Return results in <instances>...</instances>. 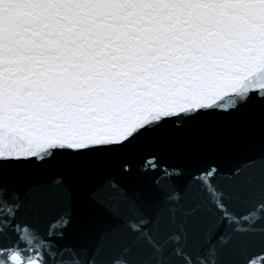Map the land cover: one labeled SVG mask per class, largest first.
I'll use <instances>...</instances> for the list:
<instances>
[{
    "label": "snow or ice",
    "instance_id": "snow-or-ice-1",
    "mask_svg": "<svg viewBox=\"0 0 264 264\" xmlns=\"http://www.w3.org/2000/svg\"><path fill=\"white\" fill-rule=\"evenodd\" d=\"M248 111L264 143V0H0V264H264V151L229 176L157 171L163 212L111 180L85 202L109 217L90 248L49 251L82 185L167 125ZM63 158L41 186L20 172ZM130 174L133 162L121 159Z\"/></svg>",
    "mask_w": 264,
    "mask_h": 264
},
{
    "label": "water",
    "instance_id": "water-1",
    "mask_svg": "<svg viewBox=\"0 0 264 264\" xmlns=\"http://www.w3.org/2000/svg\"><path fill=\"white\" fill-rule=\"evenodd\" d=\"M264 151L259 129L251 124L249 113L228 116L213 114L194 122L169 124L160 132L138 140L124 153L111 158V163L93 170L78 193L76 205L71 211V222L52 235H45L48 224L55 214L62 209L54 207L51 215L34 221L37 229V243L49 246V251L60 248H90L108 227L109 217L98 207L88 206L85 197L88 188L111 180L118 183L122 191L130 198L142 200L147 212L156 213L166 210L167 193L156 187L154 181L157 171L147 166L139 167L141 161L154 155L157 157L159 171L169 174L183 173L175 182L177 194L192 195L189 189L193 182L191 177L198 174L202 167L219 166L225 177L231 170L248 157L260 155ZM129 159L134 170L130 174L119 171L118 162ZM63 168V158L39 168H28L20 172L18 183L22 189L29 185H46L50 178Z\"/></svg>",
    "mask_w": 264,
    "mask_h": 264
}]
</instances>
